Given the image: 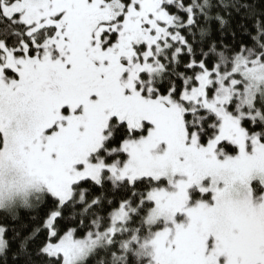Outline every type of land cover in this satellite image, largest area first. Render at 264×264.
I'll return each mask as SVG.
<instances>
[{"label": "rangeland", "instance_id": "374dc122", "mask_svg": "<svg viewBox=\"0 0 264 264\" xmlns=\"http://www.w3.org/2000/svg\"><path fill=\"white\" fill-rule=\"evenodd\" d=\"M2 12L55 32L31 54L24 44L0 49V209L42 194L64 203L75 184L100 183L103 171L114 182L148 178L164 186L146 195L147 264H264V144L248 146L264 137V48L200 72L177 100L150 97L141 75L160 70L157 52L171 23L160 0H2ZM199 108L217 119L207 142L186 125L185 114ZM111 118L138 132L120 147L121 166L98 153ZM55 217L45 220L43 252L62 264L107 245L128 219L121 206L102 232L54 239ZM4 247L0 227V253Z\"/></svg>", "mask_w": 264, "mask_h": 264}, {"label": "trees", "instance_id": "16d2710c", "mask_svg": "<svg viewBox=\"0 0 264 264\" xmlns=\"http://www.w3.org/2000/svg\"><path fill=\"white\" fill-rule=\"evenodd\" d=\"M160 1L161 9L171 20L169 35L157 52L160 70L151 76L141 75L144 96L170 95L177 100L200 72L213 70L216 65L231 64L237 56L255 57L264 48V0ZM120 2L126 3L127 0ZM54 32V27L33 30L19 23L17 15L4 16L0 0V49L15 51L24 44L31 54L35 45L52 38ZM115 33H112V41ZM185 120L189 131H197L203 142L214 138L217 119L211 112L199 108L193 114L186 113ZM253 127L260 129L259 121L256 120ZM136 133L130 135L123 122L111 119L98 153L108 154V163L121 166L127 156L120 147L129 139L136 140ZM259 133V138L254 135L248 140L249 148L251 141H255L253 145L259 140L264 144V137ZM219 147L230 155L236 153L235 146L229 143L222 142ZM161 185L164 186L148 178L133 183L126 180L114 182L103 171L100 183L83 180L75 184L72 197L64 203L42 194L29 206L0 209L5 244L0 253V264H62L61 258L43 252L49 241L44 223L51 213H56L54 239L69 230L80 238L106 230L110 226L111 214L121 206L128 215L124 231L115 233L107 245L97 248L76 264H147L149 257L143 245L150 237L151 228L143 221L153 205L146 195ZM252 189L255 196H260L258 182L252 183Z\"/></svg>", "mask_w": 264, "mask_h": 264}]
</instances>
